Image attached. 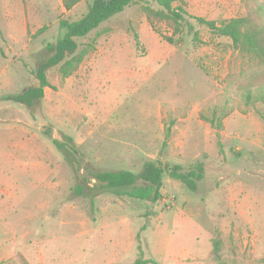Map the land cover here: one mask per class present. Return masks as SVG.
<instances>
[{"label":"rangeland","instance_id":"rangeland-1","mask_svg":"<svg viewBox=\"0 0 264 264\" xmlns=\"http://www.w3.org/2000/svg\"><path fill=\"white\" fill-rule=\"evenodd\" d=\"M91 1L66 10L61 0H0V262L131 264L142 254L157 264H216L211 239L219 234L227 264H264V110L240 99L247 66L230 40L190 18L244 15L249 3L186 0L192 28L185 24L177 43L162 38L171 33L166 25L150 27L142 3L128 5L78 40L92 47L70 76L62 78L58 65L46 70L52 87L33 114L6 99L37 86L33 71L62 34L59 20L80 19ZM225 102L232 112L217 131L200 113ZM62 134L93 170L201 161L204 175L191 191L164 173L156 202L103 191L92 197L86 188L79 195L74 186L86 172L53 144ZM9 152L26 155L28 165Z\"/></svg>","mask_w":264,"mask_h":264},{"label":"trees","instance_id":"trees-1","mask_svg":"<svg viewBox=\"0 0 264 264\" xmlns=\"http://www.w3.org/2000/svg\"><path fill=\"white\" fill-rule=\"evenodd\" d=\"M23 2L25 0H22ZM82 0H61L62 6L70 10ZM158 8L146 3V0H92L87 12L78 20H59V28L62 32L54 43H47L45 49L48 57L42 61L33 71L37 80L36 87L24 89L19 94H9L5 98L23 104L33 114L35 108L40 105L45 87H52L47 80L46 70L58 65V71L62 78H67L75 72L84 57L87 55L91 43L79 44L78 40L86 37L91 31L96 30L100 24L110 17L124 10L131 4H143L141 7L146 21L150 27L158 32V26L164 24L171 33L163 34L169 43H177L181 40L179 34L186 24L192 28V24L186 17V0H152ZM249 3L244 15L228 19L214 20L201 16H190L198 24L207 28L210 34L223 36L230 40L231 48L236 53L241 63L246 64L247 69H241L244 82L238 89L240 99L244 106L255 108L260 104L264 110V0H246ZM46 26L40 27L37 32H42ZM196 39V31L193 33ZM177 37V38H175ZM2 54V51H0ZM214 105L209 115L200 113V118L207 121L217 131L223 128V118L232 112V107ZM259 111V110H258ZM257 111V112H258ZM260 112V111H259ZM258 112V113H259ZM264 118V113H259ZM170 126L164 128V140L162 147L170 137ZM47 136L50 131H45ZM217 145L221 151L220 135L217 133ZM53 144L62 152L67 164L77 173L84 168L86 175L80 176L83 183L74 186V193L86 195L85 188L90 190L93 197L97 192H110L118 196H129L149 202H156L163 198L161 193L162 177L166 173L170 178L180 181L189 190L195 191L198 182L204 175V164L197 161L187 167L179 163H162L160 160H147L142 164L138 172L131 170H93L88 164H81L80 153L76 142L68 134H62L61 138H52ZM90 182L93 189H89ZM88 195V194H87ZM92 197H90L92 199ZM222 239L219 234L211 239L210 255L216 264H227L221 255ZM157 264L152 259H147L140 254L131 264ZM0 264H5L0 262ZM258 264V263H256Z\"/></svg>","mask_w":264,"mask_h":264},{"label":"crops","instance_id":"crops-1","mask_svg":"<svg viewBox=\"0 0 264 264\" xmlns=\"http://www.w3.org/2000/svg\"><path fill=\"white\" fill-rule=\"evenodd\" d=\"M44 89H45V88H44ZM21 129H22V128H21ZM22 130H23V129H22ZM17 131H18V129H17ZM18 132H19V131H18ZM17 135H18V133H13V135H12L13 139H16V136H17ZM25 135H26V134H23V136H25ZM216 136H217V133H216ZM163 140H164V137H163ZM168 140H169V139H168ZM168 140H167V143H166L165 146H167V144H168V142H169ZM11 141H12V140H11ZM13 141H14V140H13ZM162 143H163V141H162ZM15 146H16V144H15ZM165 146H164V147H165ZM2 156H3V154L0 153V159L2 158ZM7 156H8L9 159H14V158H12V157H15V156H16L15 159L18 158V159L20 160V162L23 163L24 166H27L28 163H29V162H28V158H27L26 155H23L22 158H20V157H17V155H15V154L9 152V153L7 154ZM37 167H38V165H37Z\"/></svg>","mask_w":264,"mask_h":264}]
</instances>
